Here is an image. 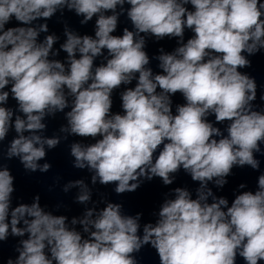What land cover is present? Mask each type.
Returning <instances> with one entry per match:
<instances>
[{
  "label": "clouds",
  "instance_id": "obj_1",
  "mask_svg": "<svg viewBox=\"0 0 264 264\" xmlns=\"http://www.w3.org/2000/svg\"><path fill=\"white\" fill-rule=\"evenodd\" d=\"M65 10L81 17V26L95 17L94 36L65 23V39L54 50L58 35L40 37ZM122 16L131 30L117 35ZM186 30L192 35L185 42ZM150 38H177L174 51L160 48L153 57L157 73L149 67ZM60 51L66 60L51 58ZM258 53H264V0H0V247L22 238L18 255L4 264H139L136 254L145 246L159 264H264V172L256 189L239 192L230 206L208 187L223 188L234 166L260 171L264 106L255 103V77L240 71ZM122 88V112L114 113L113 95ZM177 93L184 103L173 111ZM58 113L67 121L59 129L64 135H43L45 118ZM221 124L223 130L215 126ZM70 136L95 141L70 145L72 166L92 173L93 185L115 184L124 194L155 178L172 185L183 170L199 183L195 198L174 188L155 223L143 227L142 214H123L121 203L87 208L70 221L46 211L39 194L14 204L15 177L3 161L15 158L25 172L46 173L52 165L39 163L46 147ZM74 187L77 203L92 200L83 179L62 191Z\"/></svg>",
  "mask_w": 264,
  "mask_h": 264
}]
</instances>
